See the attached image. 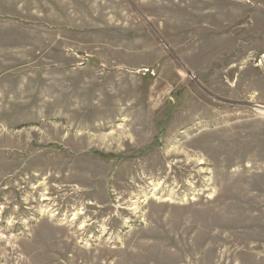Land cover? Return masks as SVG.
Returning a JSON list of instances; mask_svg holds the SVG:
<instances>
[{
  "label": "rangeland",
  "instance_id": "374dc122",
  "mask_svg": "<svg viewBox=\"0 0 264 264\" xmlns=\"http://www.w3.org/2000/svg\"><path fill=\"white\" fill-rule=\"evenodd\" d=\"M0 264H264V0H0Z\"/></svg>",
  "mask_w": 264,
  "mask_h": 264
},
{
  "label": "water",
  "instance_id": "95a60500",
  "mask_svg": "<svg viewBox=\"0 0 264 264\" xmlns=\"http://www.w3.org/2000/svg\"><path fill=\"white\" fill-rule=\"evenodd\" d=\"M87 63L98 65V64H100V60L96 56H88L87 57Z\"/></svg>",
  "mask_w": 264,
  "mask_h": 264
}]
</instances>
